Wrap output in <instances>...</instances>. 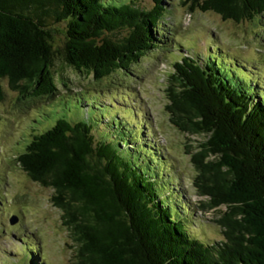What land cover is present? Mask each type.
I'll return each instance as SVG.
<instances>
[{
  "label": "trees",
  "instance_id": "obj_1",
  "mask_svg": "<svg viewBox=\"0 0 264 264\" xmlns=\"http://www.w3.org/2000/svg\"><path fill=\"white\" fill-rule=\"evenodd\" d=\"M153 1L145 8L137 0H0V104L5 84L31 104L59 96L57 60L100 82L170 47L169 8ZM181 4L235 22L264 16V0ZM55 23H64L58 46ZM173 66L166 109L179 130L207 136L191 156L193 183L207 197L201 209L226 207L216 219L222 237L207 242L192 230L194 213L148 123L147 132L131 114L116 117L120 111L101 100L114 103L115 94L73 92L61 74L69 90L61 105L38 113L39 122L56 113L55 122L15 161L53 189L77 243L75 264H264V80L212 47ZM75 109L86 115L75 117ZM30 245L26 264H44L37 243Z\"/></svg>",
  "mask_w": 264,
  "mask_h": 264
},
{
  "label": "rangeland",
  "instance_id": "obj_2",
  "mask_svg": "<svg viewBox=\"0 0 264 264\" xmlns=\"http://www.w3.org/2000/svg\"><path fill=\"white\" fill-rule=\"evenodd\" d=\"M164 1L169 8L164 28L174 42L170 47L150 50L132 65L130 72L119 71L96 82L92 74L78 72L57 60L55 70L61 92L46 103L24 102L5 84L7 95L0 104V196L3 204L0 205V264H26L29 257L26 247L36 246V243L44 264H75L77 243L64 223L62 210L53 203V189L31 180L15 161L34 134L55 122L56 113L52 119L42 122L39 121L43 117L38 113L61 105L60 96L66 90L60 80L61 74L69 79L73 92L101 89L102 95L115 94L114 103H110L107 96L101 100L120 111L116 117L131 114L133 121L140 122L139 127L146 131L147 124L143 120L148 123L153 130L152 134L147 131L149 137L153 136L156 146L163 148L162 154L172 166L174 177L178 178V188L194 213L192 230L207 242L222 237L216 219L226 207L201 209L207 197L200 196L193 183L196 170L191 156L200 150L201 142L207 136L181 131L171 122L166 109L169 103L166 89L176 60L197 53L203 56L211 47L215 56L223 55L228 63L238 60L244 64L246 72L264 80V16L235 22L224 20L212 11H190L181 0ZM137 3L151 8L154 1L137 0ZM52 27L60 31L55 33V44L61 45L63 34L60 29L64 23H55ZM122 95L125 97H120ZM125 111L129 114L125 115ZM71 113L75 117L86 115L77 109ZM131 127H134L133 123Z\"/></svg>",
  "mask_w": 264,
  "mask_h": 264
},
{
  "label": "water",
  "instance_id": "obj_3",
  "mask_svg": "<svg viewBox=\"0 0 264 264\" xmlns=\"http://www.w3.org/2000/svg\"><path fill=\"white\" fill-rule=\"evenodd\" d=\"M17 217V216H16Z\"/></svg>",
  "mask_w": 264,
  "mask_h": 264
}]
</instances>
